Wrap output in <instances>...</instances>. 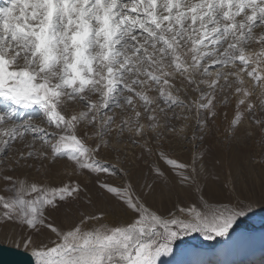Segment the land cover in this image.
Here are the masks:
<instances>
[{"label": "snow or ice", "instance_id": "obj_1", "mask_svg": "<svg viewBox=\"0 0 264 264\" xmlns=\"http://www.w3.org/2000/svg\"><path fill=\"white\" fill-rule=\"evenodd\" d=\"M215 133L264 144V0H0V236L34 264L230 236L264 180Z\"/></svg>", "mask_w": 264, "mask_h": 264}, {"label": "rangeland", "instance_id": "obj_2", "mask_svg": "<svg viewBox=\"0 0 264 264\" xmlns=\"http://www.w3.org/2000/svg\"><path fill=\"white\" fill-rule=\"evenodd\" d=\"M190 133L191 129L189 130V134ZM214 136L215 138L211 141V147L216 146L215 148L219 151H217V153L223 155L225 168L227 169V166L231 164L235 172L242 173V178H247L248 186L252 189L254 198L259 200L260 185L261 181L264 180V166L258 162L260 159V153L264 151V144L259 142V135L257 134L256 137L247 141L242 137L239 142L232 145L217 143V140H222L220 133H215ZM181 154L185 156L187 155V153ZM253 157L256 162L253 161ZM215 187L217 191H219L220 185L217 184ZM63 221V214H57L56 222L63 223ZM236 228H244L246 230L256 229L257 231L262 230V233L264 234V205H258L252 214L242 218L239 226L235 227V229ZM223 241L224 237H218L216 240L209 241L204 239L200 234L193 233L190 237H185L184 242H178L174 248L173 254L170 256H164V260L167 264H178L180 260L184 259L183 264H193L194 262L190 261V256L188 254L189 250L192 249L200 253L206 251L213 252ZM0 243L10 245L3 240L2 236H0ZM215 261L216 256L213 255L207 259L205 264H215ZM246 264H264V249L255 258L247 259Z\"/></svg>", "mask_w": 264, "mask_h": 264}, {"label": "bare ground", "instance_id": "obj_3", "mask_svg": "<svg viewBox=\"0 0 264 264\" xmlns=\"http://www.w3.org/2000/svg\"><path fill=\"white\" fill-rule=\"evenodd\" d=\"M215 147H212L213 152L218 151ZM263 236L262 230L236 228L230 236L224 237V241L213 252L200 253L192 249L189 250L190 261H193V264H205L209 257L215 255V264H246L247 259L255 258L264 249ZM161 261L162 264H167L164 257L161 258ZM183 262L184 259L180 260L178 264H183Z\"/></svg>", "mask_w": 264, "mask_h": 264}, {"label": "water", "instance_id": "obj_4", "mask_svg": "<svg viewBox=\"0 0 264 264\" xmlns=\"http://www.w3.org/2000/svg\"><path fill=\"white\" fill-rule=\"evenodd\" d=\"M0 264H34V260L23 249L0 243Z\"/></svg>", "mask_w": 264, "mask_h": 264}]
</instances>
